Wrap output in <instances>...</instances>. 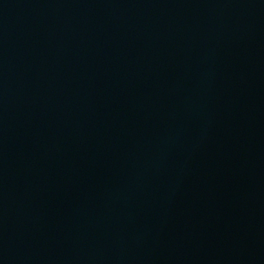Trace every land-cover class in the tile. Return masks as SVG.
<instances>
[{"label":"water","instance_id":"obj_1","mask_svg":"<svg viewBox=\"0 0 264 264\" xmlns=\"http://www.w3.org/2000/svg\"><path fill=\"white\" fill-rule=\"evenodd\" d=\"M0 264H264V0H0Z\"/></svg>","mask_w":264,"mask_h":264}]
</instances>
